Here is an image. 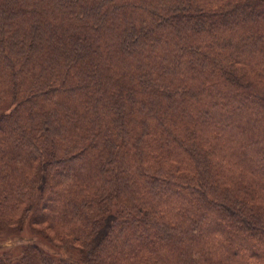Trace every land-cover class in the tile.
I'll list each match as a JSON object with an SVG mask.
<instances>
[{
    "label": "trees",
    "instance_id": "obj_1",
    "mask_svg": "<svg viewBox=\"0 0 264 264\" xmlns=\"http://www.w3.org/2000/svg\"><path fill=\"white\" fill-rule=\"evenodd\" d=\"M0 231V264H264V0H0Z\"/></svg>",
    "mask_w": 264,
    "mask_h": 264
},
{
    "label": "rangeland",
    "instance_id": "obj_2",
    "mask_svg": "<svg viewBox=\"0 0 264 264\" xmlns=\"http://www.w3.org/2000/svg\"><path fill=\"white\" fill-rule=\"evenodd\" d=\"M34 234L35 233H33V232L31 233V230L28 229V226H25L24 232H23V234L21 236H24L25 238H28V237L35 238L37 240V243L41 242V240H43V239H41L42 237H39L41 239L40 240ZM24 239L21 240L19 237H16V238H10L9 237L8 238V234L7 233L0 231V255L5 253V252H7L10 249L17 250V248L19 247V244H22L23 243L22 241Z\"/></svg>",
    "mask_w": 264,
    "mask_h": 264
}]
</instances>
